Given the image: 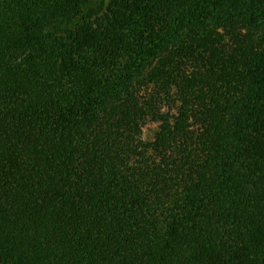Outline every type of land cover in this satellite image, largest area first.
<instances>
[{"label":"trees","instance_id":"trees-1","mask_svg":"<svg viewBox=\"0 0 264 264\" xmlns=\"http://www.w3.org/2000/svg\"><path fill=\"white\" fill-rule=\"evenodd\" d=\"M0 264H264V0H0Z\"/></svg>","mask_w":264,"mask_h":264},{"label":"rangeland","instance_id":"rangeland-1","mask_svg":"<svg viewBox=\"0 0 264 264\" xmlns=\"http://www.w3.org/2000/svg\"><path fill=\"white\" fill-rule=\"evenodd\" d=\"M157 130H158L157 123H153V122L147 123L143 128L142 139L146 142L151 141Z\"/></svg>","mask_w":264,"mask_h":264}]
</instances>
